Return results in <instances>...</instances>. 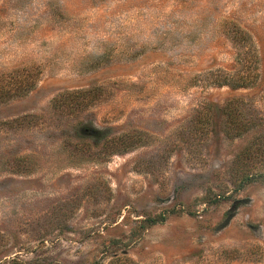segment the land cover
I'll return each instance as SVG.
<instances>
[{"label":"rangeland","instance_id":"374dc122","mask_svg":"<svg viewBox=\"0 0 264 264\" xmlns=\"http://www.w3.org/2000/svg\"><path fill=\"white\" fill-rule=\"evenodd\" d=\"M0 264H264V0H0Z\"/></svg>","mask_w":264,"mask_h":264}]
</instances>
